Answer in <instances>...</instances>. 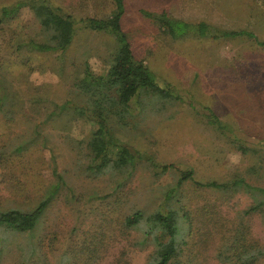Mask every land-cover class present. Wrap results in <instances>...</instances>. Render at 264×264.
<instances>
[{
	"label": "rangeland",
	"instance_id": "rangeland-1",
	"mask_svg": "<svg viewBox=\"0 0 264 264\" xmlns=\"http://www.w3.org/2000/svg\"><path fill=\"white\" fill-rule=\"evenodd\" d=\"M18 1L0 0V7ZM48 1L76 21L106 18L115 9L114 0ZM124 1L122 26L135 56L184 98L170 102L144 92L126 123L111 122L114 135L131 148L193 170V178L178 188L191 229L177 259L250 264L246 257L253 255L251 264H264V0ZM144 10L253 35L173 39ZM81 25L59 56L30 49V41H43L45 32L29 6L0 30V79L10 94L0 109V151L6 154L0 162V207L30 209L46 195L55 181L54 150L66 173V190L39 230L37 256L26 261L23 236L13 240L0 264H60L65 253L66 264H147L153 245L143 244L145 224L127 227L126 218L135 209L155 210L181 176L175 168L156 175L143 163L122 187L121 175L92 178L81 144L92 125L67 112L45 121L67 100L85 101L73 87L85 64L102 72L111 61L113 37ZM23 140H30L27 147L13 152ZM240 179L252 187L232 185ZM208 181L229 186L200 184Z\"/></svg>",
	"mask_w": 264,
	"mask_h": 264
},
{
	"label": "trees",
	"instance_id": "trees-1",
	"mask_svg": "<svg viewBox=\"0 0 264 264\" xmlns=\"http://www.w3.org/2000/svg\"><path fill=\"white\" fill-rule=\"evenodd\" d=\"M115 9L106 18L86 17L76 21L70 14L62 12L61 8L52 5L48 0H22L11 5L0 7V30L8 19L17 17L23 7L29 6L39 19L45 32L43 41L31 40V50L39 52H53L63 55L67 52L76 35V24L89 30L99 31L113 37L111 61L102 72L94 71L89 64H85L82 75L75 78L73 87L84 98L83 102L67 100L49 113L51 117H61L71 114L72 118L88 122L92 125L89 134L82 138L81 144L86 150V156L90 159L87 171L89 176L96 178L99 175H121L117 187L123 184L133 175L137 167L143 163L148 164L156 175L167 173L174 168L181 176L175 186L164 193V199L151 212L144 209H135L126 218L127 227L138 228L145 224V237L143 244L153 245L147 264H182L177 259L185 244L184 235L190 231L191 219L187 212L182 213L180 206L179 187L185 180L193 178V170H185L174 163H162L152 156L131 148L127 143L114 135L111 122L114 118L117 122L126 123V119L136 113V102L144 92L162 100L174 102L183 100L182 95L171 85L161 82L155 72L150 69L144 60L135 56L131 43L122 26L125 14V1L114 0ZM173 39L185 37H229L250 34L245 30L227 31L215 28L205 22H191L170 17L166 12L143 11ZM23 45V43H19ZM10 94L7 91L5 81L0 79V109L7 103ZM15 98V97H14ZM16 99V98H15ZM140 104V103H139ZM14 104L12 103V107ZM214 121L218 118L215 114ZM74 139V138H72ZM30 140L20 142L13 152L21 153ZM47 144V139L43 145ZM81 145V147H82ZM52 156L53 174L55 181L47 189L44 197L30 209L21 207H0V256L12 246L18 239L27 237L26 261L37 256L41 250L40 240L37 237L45 216L53 202L62 196L66 190V173L59 170V156L54 150ZM6 154L0 151V162ZM207 187L224 188L229 184L217 181L200 183ZM245 183L243 179L235 180L232 185L238 186ZM258 206L250 208L255 210ZM249 210V211H250ZM16 239L15 241H13ZM21 240V239H20ZM237 242L232 244V249H238ZM246 253L253 254L251 249ZM246 257L247 263H253L256 257ZM60 264H66V253L63 254Z\"/></svg>",
	"mask_w": 264,
	"mask_h": 264
}]
</instances>
